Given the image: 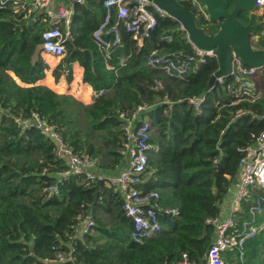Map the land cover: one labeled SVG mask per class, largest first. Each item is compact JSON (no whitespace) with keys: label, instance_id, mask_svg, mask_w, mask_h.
<instances>
[{"label":"trees","instance_id":"1","mask_svg":"<svg viewBox=\"0 0 264 264\" xmlns=\"http://www.w3.org/2000/svg\"><path fill=\"white\" fill-rule=\"evenodd\" d=\"M180 1L193 9L191 1ZM226 7L231 11L232 3L227 1ZM75 10L66 54L53 75L57 82L63 76L71 81L78 62L84 82L102 92L91 104L37 84L49 70L41 49L44 15L30 23L33 14L26 17L28 11H16L11 3L0 7V264H180L184 254L189 262L206 264L215 235L208 219L220 214L239 176L242 148L264 130L259 117L264 98L251 102L229 93L226 85L232 76L224 84L215 80L220 67L216 57L184 80L149 66L155 49L193 53L187 31L174 17L157 14V24L142 45L121 24L120 42L106 60L94 37L105 19L104 0L77 3ZM239 19L248 23V12ZM197 25L208 34L220 29V21L203 15ZM263 27L257 22L253 28L258 47L264 46ZM204 92L203 113L198 114L187 98ZM141 104L149 107L143 116L150 121L148 142L155 148L148 151V169L139 187L144 193L158 192L161 229L139 242L132 238L134 223L123 209L122 195L106 181L74 175L50 193L66 160L55 154L54 140L35 126H18L13 117L39 113L75 152L89 155L105 172L124 160L120 112L131 114ZM240 110L246 113L236 117ZM261 195L263 189L253 190L243 203L242 218ZM88 215L93 226L77 234ZM61 252H73L75 260L53 262ZM235 261L264 264V227L247 241L243 260L238 256Z\"/></svg>","mask_w":264,"mask_h":264},{"label":"built area","instance_id":"2","mask_svg":"<svg viewBox=\"0 0 264 264\" xmlns=\"http://www.w3.org/2000/svg\"><path fill=\"white\" fill-rule=\"evenodd\" d=\"M53 0H31L21 4V0H0V7H7L9 3L16 11H28L30 14H43L47 24L42 33L41 49L43 53L62 58L66 54V41L71 37V23L75 14L76 4H85L91 0H75L74 4L52 9ZM194 5L197 0H189ZM106 8L105 19L95 31V43L103 52L105 59L111 55L112 47L120 42V25L123 24L127 31L133 33L134 39L142 45L144 37L148 36L157 24L156 15L170 16L154 0H104ZM255 7L264 9V0H256ZM203 17L209 20L211 17L206 10L199 8ZM264 16V15H263ZM172 17V16H171ZM115 18V21L113 19ZM181 27L183 28L182 24ZM107 34H113L115 39L111 41ZM193 47V53L166 52L159 49L152 51L147 63L154 69L164 74L184 80L188 74L196 71L208 58L216 57V50H206L198 47L189 37ZM171 39V36H167ZM264 50V47L262 48ZM232 71L226 76H215L219 84L226 82L227 76H232L226 89L239 100L246 99L251 102L264 98V64L248 66L244 64L239 54L232 50ZM261 80V82L259 81ZM102 92H95V97ZM198 114L203 113V105L206 96L194 95L187 98ZM169 102V100H166ZM149 109L148 105H139L131 114L120 112L123 120L124 141L120 149L125 166L118 172H101L97 168L96 161L89 155H80L69 146L56 128L34 112L31 117L23 119L14 116L13 119L22 128L35 126L49 139L55 142V154L66 160V168L57 173V182L49 189L50 193L58 192L59 184L74 175H85L89 180H104L116 192L123 197V209L134 223L132 238L143 241L145 238L155 235L161 229L158 217L157 202L159 194L156 191L144 193L139 185L144 181V175L148 169L149 149L155 148L148 142L151 135V124L148 118H141ZM251 112V111H249ZM246 113L243 110L237 112L236 117ZM252 113V112H251ZM256 116V115H254ZM264 119V113L259 115ZM240 160V172L237 178V189L231 200L230 209L225 216L219 214L208 219V223L214 227V238L206 254V264H239L236 258L243 260L245 246L249 239L256 236L264 224V195L258 196L249 206L246 217L242 218L243 203L251 197L255 188L264 190V130L253 134V141L242 148ZM221 213V212H220ZM81 220L82 217L79 216ZM82 235L89 232L94 224L91 215L82 222ZM73 250V249H72ZM180 264H197L189 262L187 254ZM73 252L58 253L53 262L74 261Z\"/></svg>","mask_w":264,"mask_h":264},{"label":"water","instance_id":"3","mask_svg":"<svg viewBox=\"0 0 264 264\" xmlns=\"http://www.w3.org/2000/svg\"><path fill=\"white\" fill-rule=\"evenodd\" d=\"M232 3L228 11L226 2ZM182 24L190 39L200 48L215 49L220 67L215 76H226L232 71V50H235L248 66L264 64V50L254 48L252 44L253 28L256 17L252 16L248 23L239 19L243 11L249 12L256 0H197L193 9L184 7L180 0H154ZM201 6L206 7L212 19L220 21V29L216 34H208L197 25V12ZM33 20L30 21L32 23ZM206 96V93H202Z\"/></svg>","mask_w":264,"mask_h":264},{"label":"crops","instance_id":"4","mask_svg":"<svg viewBox=\"0 0 264 264\" xmlns=\"http://www.w3.org/2000/svg\"><path fill=\"white\" fill-rule=\"evenodd\" d=\"M27 1H31V0H27ZM23 2H24V0H21L20 3L22 4ZM74 3H75V0H53L51 2L50 7L52 9L56 10L60 7L68 6V5H71ZM200 8H203L204 10H206V12H208L206 7L201 6ZM263 15H264V9L259 8V7H255V6L252 10H250L248 12L249 19H250V17L255 16L256 17L255 23L260 22V23H263V25H264V16ZM38 16H39V14H35L34 16H32L31 20L35 21ZM210 17H211V15H210ZM261 17H262V19H261ZM44 21H45V19H44ZM46 24H47V21H46ZM181 29L184 30V28H182V27H181ZM261 33H262V35H264V27H263ZM251 39H252V44H253L254 48H263L264 47V46H262V47L257 46L258 41H259V36H257V35L253 36L252 35ZM42 56L48 62L49 70H47L45 78L39 80L37 82V84H42V85L48 86L59 94L73 95L74 97H76L77 99H79L80 101H82L85 104H91L94 102L96 91L93 89V87L89 83L84 82V80H83L84 68L78 62H75L73 64V79L71 81H67L65 76H63L61 78V80L59 82H57L54 75H53V70L58 66V64L61 61V58L43 53V51H42ZM16 80H17V78H16ZM17 81L19 82V80H17ZM19 83L23 86H26L24 83H21V82H19ZM141 118H147V117L142 116ZM125 163H126V160H123L121 165L116 170L105 171V172H107V173L118 172L119 170H121V168H123L125 166ZM236 189H237V179L231 185L227 196L225 197L223 203L221 204V213H220L221 215L225 216L226 214H228L229 209H230L231 200H232V198L236 192ZM81 233H82V227L78 228V230H77V234H81Z\"/></svg>","mask_w":264,"mask_h":264},{"label":"rangeland","instance_id":"5","mask_svg":"<svg viewBox=\"0 0 264 264\" xmlns=\"http://www.w3.org/2000/svg\"><path fill=\"white\" fill-rule=\"evenodd\" d=\"M202 15V13L200 11L197 12V18H200ZM261 82V80H259ZM263 227H264V224H263Z\"/></svg>","mask_w":264,"mask_h":264}]
</instances>
